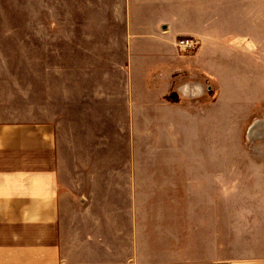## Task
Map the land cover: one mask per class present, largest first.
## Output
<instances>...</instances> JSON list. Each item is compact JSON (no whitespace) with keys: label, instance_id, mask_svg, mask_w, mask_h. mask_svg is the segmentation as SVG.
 I'll return each instance as SVG.
<instances>
[{"label":"crops","instance_id":"obj_1","mask_svg":"<svg viewBox=\"0 0 264 264\" xmlns=\"http://www.w3.org/2000/svg\"><path fill=\"white\" fill-rule=\"evenodd\" d=\"M67 3L82 13L77 23L37 19L34 26L127 29L128 62L58 68L50 52L34 54L30 68L24 52L11 54L0 42V264H264V164L241 167L260 172V186L240 211L235 246L233 223L225 225L223 259L213 247L215 198L198 199L186 224L174 194L186 183L211 187L218 171L216 163H186L179 132V124L194 121L188 107L202 92L210 98L213 87L200 72L211 81L216 63L198 49L180 51L178 40L188 29L210 28L217 12L248 7L225 0ZM24 27L19 6L0 0V29ZM122 147L130 156L124 163ZM156 192L167 195L154 199ZM186 229L193 235L187 263Z\"/></svg>","mask_w":264,"mask_h":264},{"label":"rangeland","instance_id":"obj_2","mask_svg":"<svg viewBox=\"0 0 264 264\" xmlns=\"http://www.w3.org/2000/svg\"><path fill=\"white\" fill-rule=\"evenodd\" d=\"M47 1L50 0H3L8 9L18 5L19 18L25 20L24 28L0 29V42L5 51L24 52L26 67L30 68L34 54L50 52H55L51 62L56 60L58 68H124L127 65V29L34 26L37 19H55L58 24L65 25L81 19L82 13L74 12L67 0ZM225 1L238 9L244 4L249 10L217 12L210 28L188 29L185 37L195 41L193 48L188 50L198 49L202 60L215 61L216 75L209 81L207 72H200L201 79L213 87L210 98L208 92H202L198 105L188 107L195 115L192 124L189 121L183 127L179 124V132L185 137V162L216 163V183L201 188L186 183L183 188L174 189V194L184 203L186 224L193 223V205L198 199L215 198L217 238L213 247L216 259L225 258V225L233 223L235 246L240 211L251 202L248 197L257 195L260 186L256 179L261 173L242 171L241 167L264 164V0ZM8 15L10 19L16 18V13ZM121 78L123 92V76ZM128 154V149L122 147L121 163L128 161ZM162 195L167 192H156L154 199ZM228 234L231 237L230 229ZM192 236L186 229L183 253L186 263L192 259V252L187 250L191 247ZM236 255L239 253L233 252V256Z\"/></svg>","mask_w":264,"mask_h":264},{"label":"built area","instance_id":"obj_3","mask_svg":"<svg viewBox=\"0 0 264 264\" xmlns=\"http://www.w3.org/2000/svg\"><path fill=\"white\" fill-rule=\"evenodd\" d=\"M195 41L192 37H184L178 41V47L182 50H188L193 48Z\"/></svg>","mask_w":264,"mask_h":264},{"label":"bare ground","instance_id":"obj_4","mask_svg":"<svg viewBox=\"0 0 264 264\" xmlns=\"http://www.w3.org/2000/svg\"><path fill=\"white\" fill-rule=\"evenodd\" d=\"M260 123V122H259ZM261 124V123H260Z\"/></svg>","mask_w":264,"mask_h":264}]
</instances>
